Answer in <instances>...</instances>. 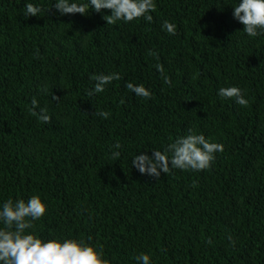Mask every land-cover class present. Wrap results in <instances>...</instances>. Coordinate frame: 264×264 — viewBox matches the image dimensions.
Instances as JSON below:
<instances>
[{
    "label": "trees",
    "instance_id": "1",
    "mask_svg": "<svg viewBox=\"0 0 264 264\" xmlns=\"http://www.w3.org/2000/svg\"><path fill=\"white\" fill-rule=\"evenodd\" d=\"M26 2L0 0V203L39 193V234L90 238L112 264L140 252L153 264H264V35L244 33L236 0H156L152 22L117 24L107 9L47 12L51 0L25 17ZM166 19L175 35L161 29ZM109 72L121 78L87 95L92 75ZM229 85L246 106L217 96ZM33 98L49 121L32 114ZM190 129L224 146L208 169L157 179L132 167Z\"/></svg>",
    "mask_w": 264,
    "mask_h": 264
},
{
    "label": "clouds",
    "instance_id": "2",
    "mask_svg": "<svg viewBox=\"0 0 264 264\" xmlns=\"http://www.w3.org/2000/svg\"><path fill=\"white\" fill-rule=\"evenodd\" d=\"M55 8L59 15L81 14L89 15L102 9L110 10L103 16L107 24L131 22L143 17L152 22V12L156 9V0H51L49 12ZM42 10L38 0H30L24 5L25 17L37 16ZM232 17L242 24L244 33L249 37L264 35V0H236L232 6ZM161 29L175 35V23L164 20ZM38 54V53H37ZM148 54L158 58V54L149 49ZM157 71L164 74V66L155 65ZM118 72L93 74L95 81L87 95L102 93L113 80H119ZM166 83L168 77L164 75ZM125 87L136 96L151 97L152 93L143 83L126 82ZM43 91H47L46 88ZM221 98H235L239 105L246 106L248 99L237 85L222 86L217 90ZM39 108V112L36 109ZM30 111L44 122L50 120L46 107H40L36 98L31 100ZM107 118L110 113L101 110L97 113ZM223 144L206 138L202 132L189 130L187 134L177 136L161 149L142 151L132 157L131 165L141 174L159 178L161 171L169 173L172 169L182 171H201L208 169L216 159V153L223 151ZM110 156L116 160L121 155L119 141L110 146ZM47 211V201L39 193L32 194L27 199L7 198L0 203V264H112L106 258L103 246L91 243L90 238L73 235L51 234L44 236L34 228V221L39 220ZM232 242V237H228ZM211 244V238L206 239ZM135 264H153L148 253L140 252L133 257Z\"/></svg>",
    "mask_w": 264,
    "mask_h": 264
}]
</instances>
